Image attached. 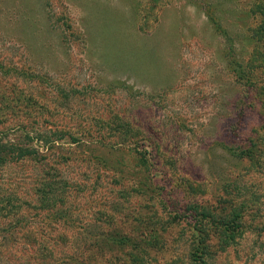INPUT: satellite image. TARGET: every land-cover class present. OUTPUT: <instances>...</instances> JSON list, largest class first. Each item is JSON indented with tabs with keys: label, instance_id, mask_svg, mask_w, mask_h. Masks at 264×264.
<instances>
[{
	"label": "rangeland",
	"instance_id": "374dc122",
	"mask_svg": "<svg viewBox=\"0 0 264 264\" xmlns=\"http://www.w3.org/2000/svg\"><path fill=\"white\" fill-rule=\"evenodd\" d=\"M259 2L0 0V143L34 151L0 165V264H264V68L230 66Z\"/></svg>",
	"mask_w": 264,
	"mask_h": 264
},
{
	"label": "trees",
	"instance_id": "16d2710c",
	"mask_svg": "<svg viewBox=\"0 0 264 264\" xmlns=\"http://www.w3.org/2000/svg\"><path fill=\"white\" fill-rule=\"evenodd\" d=\"M255 14H258L262 17V24L259 25L255 31H253V35L251 38L252 41L255 42V45L262 39H264V0H260V2L258 4H256L255 6L252 7V10L247 14L248 17H252ZM207 17L209 18L210 23L213 25V28L218 31L220 30V20L216 19L213 14L207 13ZM224 32V31H223ZM87 45H89L87 43ZM94 49V45L91 44L90 45V50L91 52ZM100 57V55H99ZM166 59V58H165ZM125 66L126 67H130L132 66L131 63L129 64V62H125ZM231 71L234 74L235 77V81L241 85H243L244 87H246L247 89L253 88V90L255 91V86L257 85V79L255 77V75H253L252 73L247 72V69H249L248 71L252 70L255 72V70L264 68V51L260 49V47L256 46L254 47V50L252 51V54H250L247 62L244 64V62L240 61L237 59V57L233 58L231 63ZM128 71V70H126ZM159 83H157L160 86H165L168 87L169 85H167V81L166 80H160L157 81ZM251 92V91H250ZM259 96H263V95H259ZM249 101L244 102V104L242 105V108H245L246 106L249 107L248 105ZM250 104V103H249ZM257 104L259 106L260 111H264V96L262 98H260L259 100H257ZM242 108L240 110H242ZM239 110V111H240ZM262 114V113H261ZM264 114V113H263ZM264 118V115H263ZM238 125V120H236L234 122V125L232 128H235ZM240 127V126H239ZM114 129V128H113ZM119 128L115 127L114 129V133L113 136L116 134L117 139L120 138V140H122V142H127L130 143V141H128L129 139L134 140L139 133L135 132V133H125V132H120L118 130ZM128 132V131H126ZM248 132H250L252 135L253 133L255 134L256 132V128H250L248 129ZM38 141L44 142V143H50V142H55L54 139H50L48 138L47 134H38ZM232 136H234L233 134H231ZM52 136V135H51ZM242 138H238L239 142L241 143L239 145V147H227L224 146L225 149H227V151L235 158L237 159H241V161H243L244 159H248L249 161H253V156H252V152L254 149L257 148V145L259 143H261L260 139L261 137L259 136V134H255L254 137L250 136L249 139H245L244 138V133H242ZM75 141V139H73ZM97 142H100V140H98ZM120 142V141H119ZM121 144V143H119ZM10 145L11 147L12 144H7ZM7 145H3L2 143H0V165H4L6 162V159L8 160H14V159H18V160H22V159H28L30 158L32 155H34V151H27V150H22V154H20L19 156L17 155H12V151H5L9 146ZM256 164V163H255ZM231 202V201H229ZM229 202H227L226 204H228ZM233 202L232 205L230 206V212L228 214H224L222 217H220L218 219V222H214L211 221V217H208V221H210V224H212L215 227H226L225 230H230V229H234L232 232H236L237 229H241L242 230V225H241V214H243V210L245 207L248 206L247 201L244 202V204L242 203V207H240L242 210H238L240 213L235 212V210L237 208H233ZM235 212V214H234ZM239 227V228H238Z\"/></svg>",
	"mask_w": 264,
	"mask_h": 264
}]
</instances>
